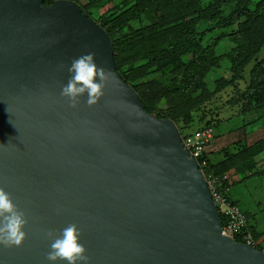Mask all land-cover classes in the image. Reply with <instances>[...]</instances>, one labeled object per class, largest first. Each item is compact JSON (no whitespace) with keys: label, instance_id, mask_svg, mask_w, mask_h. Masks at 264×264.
<instances>
[{"label":"water","instance_id":"95a60500","mask_svg":"<svg viewBox=\"0 0 264 264\" xmlns=\"http://www.w3.org/2000/svg\"><path fill=\"white\" fill-rule=\"evenodd\" d=\"M87 52L110 75L95 104L85 95L73 108L60 90ZM0 188L27 220L0 264H48L45 233L70 224L89 264H264L222 235L178 127L146 112L107 34L72 0H0Z\"/></svg>","mask_w":264,"mask_h":264},{"label":"trees","instance_id":"16d2710c","mask_svg":"<svg viewBox=\"0 0 264 264\" xmlns=\"http://www.w3.org/2000/svg\"><path fill=\"white\" fill-rule=\"evenodd\" d=\"M53 1L55 0H44V4L51 5ZM72 1L105 31L112 44L118 73L138 95L144 109L150 114L152 111L148 107L149 102L145 100V92L137 91V86H132L145 75L150 66L159 68L162 63L160 70L172 75L173 92L169 94L168 97L171 98L167 101L171 103L173 99H178L177 103H180L181 100L189 101L191 97L200 96L201 93L207 97L214 91H221L231 85L243 71V66L264 47V0H259L253 8H250L252 0H208L209 4L203 7L200 0H123L124 5L115 13L107 10L101 13L97 20L92 18V14L99 7L98 0ZM146 15H152L155 20L144 27L140 18ZM193 19L199 26L208 24L210 27L196 31ZM217 31L226 32V37L234 43L236 50L229 55L232 77L229 80L215 82V90L209 91L208 84L204 81L209 79L212 69L219 67L222 59L210 58L207 52H200V44L202 35H212ZM245 51L246 58L242 59ZM187 52L193 54V58L188 62L184 59ZM136 57L148 58L149 66L133 67L124 72L125 62ZM249 74L250 83L245 99L250 107L263 109L264 59L256 63ZM154 116L169 119L174 124L179 117L173 112L168 115L157 112ZM178 130L180 133L186 132L181 128ZM244 150L240 152H246L245 155L227 156L226 169L221 165L213 167L205 157L208 165L205 175L210 173L222 176L225 172L230 173L238 165L236 159L249 156L248 150L251 149ZM232 202L237 205V202ZM220 219L224 225V219L222 217ZM248 229L253 237L258 239V234L252 228ZM236 241L240 242L239 239Z\"/></svg>","mask_w":264,"mask_h":264},{"label":"rangeland","instance_id":"374dc122","mask_svg":"<svg viewBox=\"0 0 264 264\" xmlns=\"http://www.w3.org/2000/svg\"><path fill=\"white\" fill-rule=\"evenodd\" d=\"M259 0H252L253 8ZM99 7L95 9L92 18L97 20L101 13L109 10L112 14L124 5L123 0H98ZM83 4L84 2L81 1ZM209 4L208 0H200L203 7ZM230 9L227 10L229 12ZM142 25L149 26L154 17L152 15L140 18ZM194 20L195 30L202 31L208 29L210 25H200ZM200 52H207L210 58L220 57L222 59L218 68L212 69L209 75V91L215 90L214 83L221 80H229L232 77L230 53L236 50V46L226 37V32H214L212 35H202ZM225 36V37H223ZM247 52L242 56L245 59ZM193 54L187 52L184 59L190 61ZM264 59V47L254 58L250 60L243 71L236 77L233 83L221 91H214L209 96L206 95L191 97L189 101L173 99L169 94L173 92L171 82L172 75L169 72L160 70V66H150L138 81L132 86H137V91H144L145 100L149 102L148 107L152 113L160 112L168 115L173 112L178 115L176 126L186 132H191L197 128L209 125L213 128L216 141L221 147H226V157L232 154L249 156L237 160V166L230 173L232 188L230 196L243 212L247 219L249 228L257 234L255 239L257 244L264 243V108L254 109L250 107L245 99V94L250 83V71L256 63ZM148 58L136 57L125 62L123 71L130 68H139L148 65ZM169 76V77H168ZM167 94V96H166ZM201 98V99H200ZM261 149V151H258ZM241 151V152H240ZM254 152V155H252ZM251 154V155H250ZM236 162V161H235ZM231 199V200H232ZM232 200V201H233Z\"/></svg>","mask_w":264,"mask_h":264},{"label":"clouds","instance_id":"9594fccd","mask_svg":"<svg viewBox=\"0 0 264 264\" xmlns=\"http://www.w3.org/2000/svg\"><path fill=\"white\" fill-rule=\"evenodd\" d=\"M69 78L61 86L60 96L66 98L70 107H76L79 98L87 97L86 103L93 105L103 94L110 73L97 66L94 54L87 52L71 60L67 68ZM27 220L23 211L13 202L11 194L0 188V246H19L26 233L23 231ZM51 241L45 255L48 264L66 261L67 264H89L85 247L79 242L80 230L70 224L60 231L59 235L49 230L45 233Z\"/></svg>","mask_w":264,"mask_h":264},{"label":"built area","instance_id":"2783aa9c","mask_svg":"<svg viewBox=\"0 0 264 264\" xmlns=\"http://www.w3.org/2000/svg\"><path fill=\"white\" fill-rule=\"evenodd\" d=\"M181 143L188 151L189 157L196 161L202 171L211 199L218 211L220 218L224 219L222 235L234 241L239 239L246 246L264 252V243L257 244L252 233L248 229L247 219L240 208L235 205L225 193V184L229 176H217L214 174L205 175L207 161L205 159L207 150L214 140V130L211 126H203L191 132L180 133ZM237 242V241H236Z\"/></svg>","mask_w":264,"mask_h":264},{"label":"crops","instance_id":"0c3cea01","mask_svg":"<svg viewBox=\"0 0 264 264\" xmlns=\"http://www.w3.org/2000/svg\"><path fill=\"white\" fill-rule=\"evenodd\" d=\"M216 140L217 139L215 138V134H214V140L207 150L206 159H207L208 163H210L213 167L221 165V166H223L224 169H226V158H227L226 157V147H224V146L221 147L220 144ZM230 173L227 174L229 176V182L227 184L230 187H228L225 184V193H226V187H227V195L231 200L232 198L230 196V189L233 186H232V180L230 177ZM225 175H226V172H225ZM233 201H235V200H233Z\"/></svg>","mask_w":264,"mask_h":264}]
</instances>
